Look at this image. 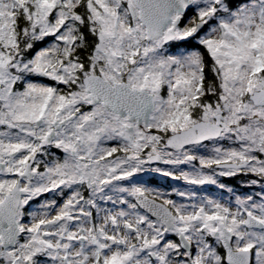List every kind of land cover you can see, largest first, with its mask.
Instances as JSON below:
<instances>
[{"label":"snow or ice","instance_id":"1","mask_svg":"<svg viewBox=\"0 0 264 264\" xmlns=\"http://www.w3.org/2000/svg\"><path fill=\"white\" fill-rule=\"evenodd\" d=\"M237 175L264 184V0H0V264H264V188L194 190Z\"/></svg>","mask_w":264,"mask_h":264},{"label":"rangeland","instance_id":"2","mask_svg":"<svg viewBox=\"0 0 264 264\" xmlns=\"http://www.w3.org/2000/svg\"><path fill=\"white\" fill-rule=\"evenodd\" d=\"M45 83H47V81H45ZM165 92H166V90H165ZM165 92L163 94L166 95ZM240 179H242V178H240ZM243 179H244L246 185L252 186L253 188L251 187L249 191H237V190L231 188V186L227 185L226 183H223L226 186L223 189H221L218 185H210V186L204 185V186H195L194 190L197 192L198 196H209V197H212L214 199L221 200L222 202H231L232 205L234 206V201H235L236 196L253 195L255 197H258V194L261 193L262 188H264V184L251 185L249 183V181L251 179H254V177H252V176H249V177L247 176V177H244ZM145 180L147 181V178L144 176V177H142L141 182H145ZM148 181L153 182V183H161V184L166 185L163 182H160L157 180H152V179H150V177H148ZM148 186L157 188V189H159L161 191H165V192H172V189L184 190L186 187L182 181L177 182L173 186H168V187L163 186V185H159V184L158 185L148 184ZM211 187H213V188H211ZM170 198L177 200L178 202H185L179 196H176V197L171 196ZM35 206L36 205L31 204V206L26 211H31L33 208H35ZM102 207L112 208L113 206L111 203H108V205L102 204ZM117 207H120V206H117ZM113 210H116V209H113ZM26 220H27V217H26ZM169 239H177V238H175L174 235H170ZM221 253L223 254L222 251H221Z\"/></svg>","mask_w":264,"mask_h":264},{"label":"trees","instance_id":"3","mask_svg":"<svg viewBox=\"0 0 264 264\" xmlns=\"http://www.w3.org/2000/svg\"><path fill=\"white\" fill-rule=\"evenodd\" d=\"M166 93V92H165ZM239 176V177H238ZM244 177L247 176H243V175H237L235 177H223L221 178V180L223 182H225L226 184H228L229 186H231V188L237 190V191H249L250 188L252 186L246 185L245 181H244ZM249 177V176H248ZM242 178V179H240ZM253 188V187H252ZM173 197H176L177 195L175 193L172 194ZM38 201H35L33 203H37ZM29 207V206H28ZM28 210V209H27ZM176 238V237H175ZM222 252L223 250L220 249Z\"/></svg>","mask_w":264,"mask_h":264},{"label":"flooded vegetation","instance_id":"4","mask_svg":"<svg viewBox=\"0 0 264 264\" xmlns=\"http://www.w3.org/2000/svg\"><path fill=\"white\" fill-rule=\"evenodd\" d=\"M56 155H58V156H62V153L61 152H56ZM155 166V165H154ZM243 176H246V175H243ZM146 178H147V182H149L148 181V177H150V179H152V180H157V181H160V182H163V183H165L166 185H164V184H161V183H153V184H156V185H163V186H173L175 183H177V182H181V181H175V180H173V179H171V178H169V177H164V176H162V175H159V174H149L148 176H145ZM223 178V177H222ZM146 181V180H145ZM220 182L221 183H225V182H223L222 180H220ZM228 185V184H227ZM208 186H210V185H208ZM211 188H213V187H211Z\"/></svg>","mask_w":264,"mask_h":264}]
</instances>
